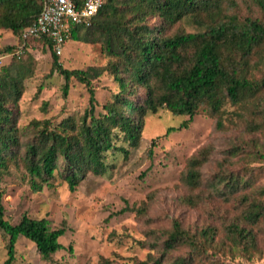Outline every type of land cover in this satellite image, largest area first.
<instances>
[{"label":"trees","instance_id":"16d2710c","mask_svg":"<svg viewBox=\"0 0 264 264\" xmlns=\"http://www.w3.org/2000/svg\"><path fill=\"white\" fill-rule=\"evenodd\" d=\"M232 1L104 0L91 25L75 26L68 38V42L100 43L109 59L105 70L117 85V92L98 115L94 114L90 83L94 69H64L48 39L34 40L50 50L51 73L58 72L65 81L63 97H67L75 78L89 89L90 108L78 122L71 118L55 125L31 121V138L22 142L14 107L32 68L30 60L24 59L30 45L20 39V32L37 18L43 0H0V29L17 36L16 46L6 47L4 52L20 50L0 71V178L8 163L19 159L33 192L50 186L56 177L72 192L88 174L103 176L110 166L109 156L121 153L127 158L129 150L139 146L149 113L165 109L172 116L188 117L187 122L168 128L167 133L187 128L195 116H208L215 119L216 131L241 134L243 139H237L242 143L226 152L228 159L221 170L206 180L201 169L210 160L212 148L205 147L190 157L181 175L190 195L180 202L196 208L214 197L228 199L236 193L245 223L236 222L225 229L229 250L257 252L252 225L264 218V186L252 187L248 168L240 175L226 166L239 156L264 162V22L228 15ZM246 1L264 14V0ZM203 16L211 18L210 22L194 23L199 25L197 32L165 34L177 22H202ZM196 190L197 195L190 192ZM65 231V227H52L45 218L26 214L10 224L5 220L0 196V232L7 237V258L2 264H13L19 237L33 243L42 260H50L64 249L59 238ZM149 243L151 251L146 258L133 264H194L218 244L210 227L190 232L178 220H173L169 229L151 232ZM67 252L72 253L71 245ZM98 264L115 263L102 258Z\"/></svg>","mask_w":264,"mask_h":264},{"label":"rangeland","instance_id":"374dc122","mask_svg":"<svg viewBox=\"0 0 264 264\" xmlns=\"http://www.w3.org/2000/svg\"><path fill=\"white\" fill-rule=\"evenodd\" d=\"M226 13L239 19L249 16L264 22V14L246 0H233ZM210 19L206 16L202 17V22L185 19L169 27L165 34L194 33L199 27L194 23L207 25ZM16 44L17 36L0 29V71L13 62L11 53L4 49ZM28 44L24 59L30 60L32 75L24 81V92L14 107L22 142L31 138V121H49L55 125L71 118L78 122L90 108L87 86L72 78L64 98L65 81L58 72L51 73L50 50L35 41ZM101 47L100 43L70 41L58 57L64 69H94L90 83L95 115L103 113L102 106L117 92V85L105 70L109 59ZM95 73L99 74L95 76ZM187 121L188 117L172 116L165 109L149 113L139 146L130 149L127 158L121 153L109 156L110 166L103 176L88 174L72 192L59 177L52 180L50 186L33 192L21 161L9 162L0 178L5 220L16 224L26 214L30 218H45L54 228L66 229L59 238L64 249L47 261L39 257L33 243L19 237L13 264H98L102 258L115 264H133L144 260L151 251L150 233L169 229L173 220H178L182 228L190 232L209 227L214 230L217 246L194 264H264V218L252 225L257 252L244 254L229 250L225 229L236 222L245 223L243 206L238 203L236 193L228 199L214 197L196 208L180 202L182 197L190 195L181 182L189 158L205 147L212 148L210 160L201 169L203 178L209 179L225 164L226 152L240 146L243 139L236 132L216 131L215 119L208 116H195L187 128L167 133L168 128H177ZM226 168L240 175L248 168L252 173V187L264 186V162L239 156L230 159ZM190 192L199 193L197 190ZM69 245L72 246L71 254L67 252ZM6 258L7 237L0 232V264Z\"/></svg>","mask_w":264,"mask_h":264},{"label":"built area","instance_id":"2783aa9c","mask_svg":"<svg viewBox=\"0 0 264 264\" xmlns=\"http://www.w3.org/2000/svg\"><path fill=\"white\" fill-rule=\"evenodd\" d=\"M103 3L104 0H43L39 15L21 30L20 39L29 43L46 38L55 54L61 55L71 30L75 26L89 27Z\"/></svg>","mask_w":264,"mask_h":264}]
</instances>
